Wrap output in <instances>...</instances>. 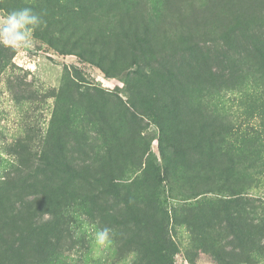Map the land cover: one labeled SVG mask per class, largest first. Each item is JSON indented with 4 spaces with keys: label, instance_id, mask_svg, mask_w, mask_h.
<instances>
[{
    "label": "rangeland",
    "instance_id": "1",
    "mask_svg": "<svg viewBox=\"0 0 264 264\" xmlns=\"http://www.w3.org/2000/svg\"><path fill=\"white\" fill-rule=\"evenodd\" d=\"M235 1L0 0L47 25L0 45V208L40 227L21 250L0 229V264H264V71Z\"/></svg>",
    "mask_w": 264,
    "mask_h": 264
},
{
    "label": "trees",
    "instance_id": "2",
    "mask_svg": "<svg viewBox=\"0 0 264 264\" xmlns=\"http://www.w3.org/2000/svg\"><path fill=\"white\" fill-rule=\"evenodd\" d=\"M212 1V0H211ZM220 2L227 0H219ZM218 7V4L215 5ZM212 5L202 6L199 11L202 13V17L207 19L213 15L218 14L216 9ZM219 7H218V9ZM231 13L235 14L236 20L239 22H244L246 24L251 23L250 33L247 35V43L242 51H247L248 53L254 52L256 55L252 56L257 58L259 66L264 71V0H236L234 2V7ZM229 39L223 40L219 43L217 51V57L220 63L224 65L230 62L231 48L234 46L236 53H238V38L236 36H229V32L226 33ZM258 54V55H257ZM253 133L255 139L260 138V134L255 127L249 128ZM30 211H25V207L13 208V210L0 208V229L5 232L7 230V237L4 238L5 247L0 245V248L4 249H25L27 247L26 243L30 239L29 237L36 234V237L40 235V227L35 224L33 217L29 216ZM264 225V222H262ZM2 233V232H1Z\"/></svg>",
    "mask_w": 264,
    "mask_h": 264
},
{
    "label": "clouds",
    "instance_id": "3",
    "mask_svg": "<svg viewBox=\"0 0 264 264\" xmlns=\"http://www.w3.org/2000/svg\"><path fill=\"white\" fill-rule=\"evenodd\" d=\"M46 22L40 14L35 13L32 8L25 7L14 10L0 20V45L12 50L31 47L33 44V33ZM112 230L108 227L100 229L96 233V242L100 246H106L111 242Z\"/></svg>",
    "mask_w": 264,
    "mask_h": 264
}]
</instances>
